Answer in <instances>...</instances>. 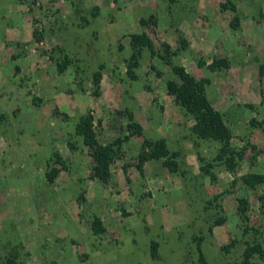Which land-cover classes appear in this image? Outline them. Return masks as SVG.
Here are the masks:
<instances>
[{
    "label": "rangeland",
    "instance_id": "374dc122",
    "mask_svg": "<svg viewBox=\"0 0 264 264\" xmlns=\"http://www.w3.org/2000/svg\"><path fill=\"white\" fill-rule=\"evenodd\" d=\"M163 42L177 49L170 64ZM215 56L228 67L209 70ZM171 65L208 79L206 98L241 153L232 169L173 102ZM263 66L264 0H0V264H203L198 247L205 264H237L246 243L264 248ZM87 112L114 149L105 183L89 178L74 130ZM127 112L141 136L129 135ZM159 137L176 170L150 159L140 173L142 139Z\"/></svg>",
    "mask_w": 264,
    "mask_h": 264
},
{
    "label": "trees",
    "instance_id": "16d2710c",
    "mask_svg": "<svg viewBox=\"0 0 264 264\" xmlns=\"http://www.w3.org/2000/svg\"><path fill=\"white\" fill-rule=\"evenodd\" d=\"M228 4L229 8H234L232 3ZM149 20H151V16L149 17ZM140 22L144 25L149 23V21L144 18H141ZM181 44L182 47H185L183 40H181ZM147 47L151 56H153L155 53L150 42H147ZM176 51L177 49L173 50L167 43L163 42L161 43V53H159V58H161L165 64H170L169 58L170 56L175 55ZM138 54V50L133 51L127 60L126 74L130 79L136 78L133 69L137 66ZM197 64L199 66L203 65L204 61L199 60ZM228 65L229 62L225 57L216 56L212 57L211 61L206 64L207 68L211 71L220 68H227ZM62 66H64V64H61V67ZM170 70L175 78L166 81L167 91L172 96L173 102L176 105L182 107L187 113L191 115L193 119V124L191 126L192 133L201 139L219 142L220 146L215 157L218 160H222L227 169H232L235 164V159L237 157L240 158L241 153H235L230 148V139L232 137L231 131L225 124L221 114L216 109H214V107L206 98L205 86L208 83V79L204 77L195 78L193 75L189 74L182 65H171ZM99 78L100 74L95 73L93 76V81L95 84L98 83ZM126 114L129 120L126 125V129L128 130L129 135L141 136V126L138 123L131 121L132 114L130 112H127ZM74 130L78 135L81 136L82 143L84 144L87 154L90 157V170L88 173L89 178L96 179L101 183H105L109 174V164L112 160V156L114 155V149L110 145L102 144L97 140L92 128V116L88 112L79 118L74 126ZM120 142L121 139L117 138L114 144L119 146ZM141 149L142 150L136 157L135 163V167L140 173H142V164L150 159H160L162 160V165L169 171L176 170L177 164L174 157L177 155V153L169 152L163 137L156 139L143 138ZM209 167V163H206L201 165L199 168L203 173L209 176L210 179H214ZM58 171L59 167H56L53 168L50 173H47L48 180H52ZM256 178L257 182H264V174H257ZM260 201L264 214V191L260 196ZM239 204V208L241 210L246 208L244 200L239 199ZM219 222L220 221L217 223ZM198 251L199 261L205 264L199 247ZM150 254L151 256H156L157 254L155 242L151 243ZM252 255H257L259 258H264V248L257 242L245 244L242 252V259L237 264H247L249 258ZM6 264L14 263L10 260H7Z\"/></svg>",
    "mask_w": 264,
    "mask_h": 264
}]
</instances>
